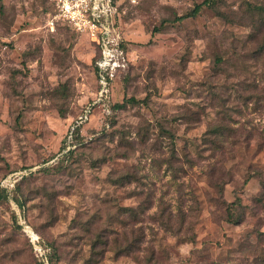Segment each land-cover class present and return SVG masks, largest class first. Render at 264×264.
<instances>
[{
  "label": "rangeland",
  "instance_id": "1",
  "mask_svg": "<svg viewBox=\"0 0 264 264\" xmlns=\"http://www.w3.org/2000/svg\"><path fill=\"white\" fill-rule=\"evenodd\" d=\"M203 1L119 0L130 71L65 152L96 47L0 0V264H264V0Z\"/></svg>",
  "mask_w": 264,
  "mask_h": 264
},
{
  "label": "built area",
  "instance_id": "2",
  "mask_svg": "<svg viewBox=\"0 0 264 264\" xmlns=\"http://www.w3.org/2000/svg\"><path fill=\"white\" fill-rule=\"evenodd\" d=\"M54 9L48 12L46 27L55 32L59 24L67 25L73 31L88 36L89 41L99 49L100 56L96 60L97 97L89 103L83 112L73 119L68 136L69 143L64 151L75 145L74 132L87 122L97 105H102L110 112L112 85L119 73L129 69L131 58L121 22L119 0H52ZM136 2V0H132ZM38 239H33L37 256L44 264H48V252Z\"/></svg>",
  "mask_w": 264,
  "mask_h": 264
},
{
  "label": "trees",
  "instance_id": "3",
  "mask_svg": "<svg viewBox=\"0 0 264 264\" xmlns=\"http://www.w3.org/2000/svg\"><path fill=\"white\" fill-rule=\"evenodd\" d=\"M51 1V4H50V7H49V10H48V12H52L53 11V9H54V3H53V1L52 0H50ZM209 5V4H211V2H210V0H204L202 3H199V4H197L187 15H183V16H181L180 17V19H183V18H185V16L186 17H189V16H196L200 11H201V9H202V6H204V5ZM120 8L122 9L123 8V3H121V6H120ZM62 27H65V28H67L69 31H72V33H75L76 35H80L79 33H77V32H75V31H73L71 28H69L67 25H62V24H59L58 25V27H57V30L56 31H58L60 28H62ZM154 31H157V32H160V30L158 29V28H154ZM96 50H97V53H96V55H95V57H94V68H95V74H96V79H97V70H96V65H95V63H96V60L99 58V56H100V51H99V49L96 47ZM219 60H221V58L219 59ZM130 66H131V64H130ZM130 66H129V69H130ZM127 70L125 73H128V71H130V70ZM97 81V80H96ZM97 89H98V84H97ZM114 106V105H113ZM119 107H121L122 105H118ZM112 107V106H111ZM113 115V114H112ZM110 121H111V123L112 124H114V119L113 118H110ZM80 130V128H78V129H76V131L74 132V140H73V143H72V145H76V141H77V139H78V137H79V131ZM72 149H70V150H68V151H66V152H70ZM1 196V195H0ZM240 198H237L236 199V203H240Z\"/></svg>",
  "mask_w": 264,
  "mask_h": 264
}]
</instances>
